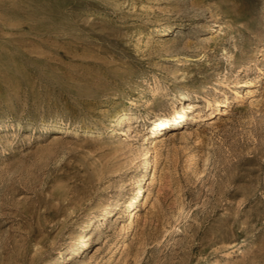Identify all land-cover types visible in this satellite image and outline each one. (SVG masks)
<instances>
[{"label": "rangeland", "instance_id": "obj_1", "mask_svg": "<svg viewBox=\"0 0 264 264\" xmlns=\"http://www.w3.org/2000/svg\"><path fill=\"white\" fill-rule=\"evenodd\" d=\"M0 264H264V0H0Z\"/></svg>", "mask_w": 264, "mask_h": 264}, {"label": "bare ground", "instance_id": "obj_2", "mask_svg": "<svg viewBox=\"0 0 264 264\" xmlns=\"http://www.w3.org/2000/svg\"><path fill=\"white\" fill-rule=\"evenodd\" d=\"M160 32H162V34H166L168 31H170V27H166V28H163V29H160L159 30ZM217 104H219V102H217ZM179 117H182V113H181V111H174L167 119H165V120H163L162 122H157L156 123V128L154 129V134L156 133V131H157V129L158 128H163V127H165L167 124H169V123H171L173 120H177ZM167 120H168V123H167ZM148 163V162H147ZM141 192V186L139 187V191H138V193H140ZM121 203H123V201L122 200H120L118 203H117V206H115L114 207V205L108 210V214L109 215H113L114 214V211L116 210V209H121V207H120V205H121ZM98 220V215H95L91 220H90V225L89 226H87L86 228H85V230H88V229H90V226L92 225V224H95V222ZM86 236L87 235H84L83 233H81V235L79 236V245H78V247L76 248V251L74 252L75 254H79L81 251H82V247H85V246H87V244H88V241L86 240ZM67 258L68 259H70V258H72L71 256H70V254L69 255H67Z\"/></svg>", "mask_w": 264, "mask_h": 264}]
</instances>
